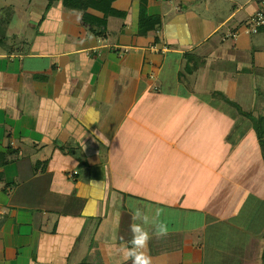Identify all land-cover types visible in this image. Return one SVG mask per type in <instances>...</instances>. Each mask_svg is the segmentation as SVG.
Here are the masks:
<instances>
[{"label":"crops","instance_id":"crops-1","mask_svg":"<svg viewBox=\"0 0 264 264\" xmlns=\"http://www.w3.org/2000/svg\"><path fill=\"white\" fill-rule=\"evenodd\" d=\"M43 1L28 0L23 19L0 6V264H131L117 247L132 239L135 208L163 209L169 228L148 244L152 264H264V192L251 190L262 152L236 169L223 138L228 169L211 170L227 185L222 213L202 201L203 161L190 152L206 116L260 145L264 33L245 27L263 0H149L162 26L148 38L140 0L114 4L126 16L105 38Z\"/></svg>","mask_w":264,"mask_h":264},{"label":"rangeland","instance_id":"rangeland-1","mask_svg":"<svg viewBox=\"0 0 264 264\" xmlns=\"http://www.w3.org/2000/svg\"><path fill=\"white\" fill-rule=\"evenodd\" d=\"M3 2H9L14 4V6L17 8V13L20 17V19H23L25 16V13H23V8L28 6V0H0V6L3 4ZM38 3H40V5H43V3H45L43 0H38ZM5 4V3H4ZM1 11V8H0ZM28 31V30H26ZM264 98V96H263ZM261 98V96H259V99H263ZM206 104H208V102H204ZM217 105H222L224 106V108L227 110L229 108V110H231V107H229V103L227 102H222V101H217L216 102ZM210 104V102H209ZM261 105V102L259 103ZM261 113H256V116L252 117V122L255 120H258L261 117ZM199 118V117H197ZM191 120V119H190ZM199 120H201L200 125H197L198 128H196L194 130V133L191 134L190 137H195L197 140V143H195V147L194 145L191 147L190 152L192 154H194L195 156H197L200 160H202L203 162V166L199 167L197 165H194V173L196 172V177L201 178L203 183H204V188L207 186V191L205 192V196L202 198V201L204 202V204H207V208L211 209L215 212H224L226 206V201L228 200L227 197H225V195H227V185L226 182H222L220 179V181H217V179L214 180V172H212L211 170L215 169L217 167H220L225 163V165H223V170H225L224 172H226V170L228 169V165L226 164V158L228 157V155L230 154L229 151H227L226 149L223 148V146L225 145L223 138L228 137L229 141L227 142V144L230 145H234L237 146V148H235V150L233 151L234 153V162L236 169H239L240 165L242 166L243 169L247 170V162L250 161L251 163V168H253V164H255L254 162L259 161V156H258V152H262L263 154V149H262V144L260 143V145L255 144V140L254 137L250 138V136H248L246 133V131L248 129L246 128H236V130H233L232 133H227V126L226 124L224 126H221V124L219 125L218 122H215L214 120L211 119V117H203L200 118ZM215 123V125H214ZM217 125V126H216ZM254 126V125H253ZM161 127V126H160ZM147 146H151L152 142H146L145 143ZM261 149V150H260ZM217 158H219L218 161H216V163L214 164V161L212 160H217ZM219 162V164H218ZM206 163V164H205ZM223 163V164H222ZM212 165V168H207L206 166ZM260 167H256L255 169H258ZM262 169V166L261 168ZM188 170H190V168H188ZM192 170V168H191ZM253 174V172H252ZM236 175V174H235ZM240 176V174H238ZM256 175V179L259 180L257 182H253L254 183V187L252 186L251 190H256L257 192H259L260 194H263L264 192V181L263 178L261 176V174L258 176V173L255 174ZM237 177V176H236ZM244 180V182H242V186L246 187V179L243 175L242 177V181ZM213 181V185L208 184V182ZM216 182H219V187H217L216 189ZM198 185H200V183H198ZM258 185V186H257ZM247 188V187H246ZM206 190V189H205ZM230 190V189H229ZM243 192H245L244 189H242ZM241 194V192H240ZM238 194V195H240ZM198 200H201V195H198ZM219 197V199H218ZM217 198V199H216ZM216 199V201H215ZM239 199V198H238ZM245 200V199H244ZM201 201V203H202ZM237 199H235V204L237 203ZM200 201H198L199 203ZM240 204V203H238ZM256 216V214H255ZM197 219V218H196ZM199 222V218L198 221ZM223 259V262L221 264H232L231 261H228L226 256H220Z\"/></svg>","mask_w":264,"mask_h":264},{"label":"trees","instance_id":"trees-1","mask_svg":"<svg viewBox=\"0 0 264 264\" xmlns=\"http://www.w3.org/2000/svg\"><path fill=\"white\" fill-rule=\"evenodd\" d=\"M51 4L54 2H62L63 6L70 11H77L84 15L85 24L91 27L93 34L100 38H105L108 33V25L110 18L124 19L125 14L117 11L114 4L119 0H48ZM93 10L103 14V18L99 19L92 16L89 11ZM162 26L161 17H152L149 14V0H140V16H139V33L140 38H148L151 34L157 33ZM4 39L0 37V44ZM248 116V115H245ZM250 117V116H249ZM252 119V117H251ZM254 128L257 132L258 139L262 144L264 157V117L255 120ZM236 130V129H235ZM229 141V139H228ZM264 261V256H263Z\"/></svg>","mask_w":264,"mask_h":264},{"label":"clouds","instance_id":"clouds-1","mask_svg":"<svg viewBox=\"0 0 264 264\" xmlns=\"http://www.w3.org/2000/svg\"><path fill=\"white\" fill-rule=\"evenodd\" d=\"M163 215V209H155V215L150 216L140 208H135L131 213L132 223L130 231L132 239L126 243H121L117 247V252L125 261L131 260V264H152V258L148 254V244L153 236L157 238L165 237L169 234L166 222L159 218ZM151 226L154 231L149 232Z\"/></svg>","mask_w":264,"mask_h":264},{"label":"built area","instance_id":"built-area-1","mask_svg":"<svg viewBox=\"0 0 264 264\" xmlns=\"http://www.w3.org/2000/svg\"><path fill=\"white\" fill-rule=\"evenodd\" d=\"M259 12L248 22L245 33L248 35H259L264 33V0Z\"/></svg>","mask_w":264,"mask_h":264}]
</instances>
